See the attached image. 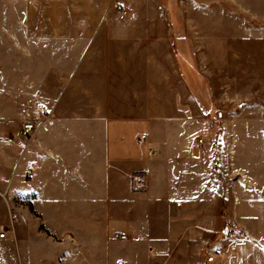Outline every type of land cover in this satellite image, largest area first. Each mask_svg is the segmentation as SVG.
<instances>
[{
  "label": "rangeland",
  "instance_id": "rangeland-1",
  "mask_svg": "<svg viewBox=\"0 0 264 264\" xmlns=\"http://www.w3.org/2000/svg\"><path fill=\"white\" fill-rule=\"evenodd\" d=\"M164 1L130 0L128 17L119 21L117 6L93 17L70 12L61 0H0V218L7 215L11 182L34 187L36 167L58 153L55 142L40 145L44 133L122 134L114 137L138 154L122 163V192L127 186V199L139 194L144 208L154 197L166 206L157 205L149 227L148 214L132 210L131 200L126 226L113 231L109 251L90 253L83 239L70 254L55 236L48 237L46 251L39 239L35 246V238L24 235L22 210H34L22 201L21 189L12 207L19 216L14 243L0 250V264H183L187 242L190 255L203 258V239L208 248L223 232L244 234L247 184L264 153V0H176L172 13ZM86 21L101 22L87 28ZM119 100L122 110L115 107ZM26 122L37 125L28 139L20 135ZM142 135L148 140L140 147ZM201 138L206 144L199 155L208 158L206 202L188 205L175 196L166 204L171 192L188 186L183 164L192 161L183 155L193 154ZM150 144L154 159L146 157ZM60 153L68 169L77 164L76 153ZM139 174L147 175L143 190L135 185ZM7 226L0 220V230ZM198 228L212 232L187 237Z\"/></svg>",
  "mask_w": 264,
  "mask_h": 264
},
{
  "label": "crops",
  "instance_id": "crops-1",
  "mask_svg": "<svg viewBox=\"0 0 264 264\" xmlns=\"http://www.w3.org/2000/svg\"><path fill=\"white\" fill-rule=\"evenodd\" d=\"M61 1L63 6L70 7V12H77L82 16L98 17V15L106 13L115 6L118 7L119 13L122 5L124 9L126 7L132 9V5L129 4L130 0ZM77 2H79L78 5H76ZM164 2H166V8L170 13L177 7L176 0H165ZM197 7L201 9L200 5H197ZM100 22L91 23L86 21L85 25L87 28H98ZM109 106V104H103V107ZM115 107L122 110V100H119ZM103 119V121L101 120L103 123L112 124V121L108 118ZM117 124L120 125L119 130L121 131L122 118ZM114 132L82 134L76 138L73 135L41 134L39 138L40 145H44L43 142L47 140L55 142L58 153L46 157L43 165L36 167L33 172L36 180L34 187H20L18 183L11 182L5 199L7 215H3L0 220L7 219L9 225L10 215H18L12 210V207L15 208L17 204L15 201L17 191L22 189V201L31 204L34 210L33 214L30 210H22V217L24 218L25 216L27 219V225L22 227L26 231L24 235L33 236L35 238V246L36 240L39 239L41 244L44 243L46 251H48L52 243V239L49 238L55 236L63 242L62 246L70 254L78 251V242L83 239L86 240V250L90 253L109 251L113 231L126 226V206H130L131 200L135 202V205L133 206L134 209L129 208L137 212V214L146 212L148 214V226L150 227L149 224L155 225V220L158 218L157 205H162L165 208L166 206L163 203L159 204L160 202L155 200L154 197L144 208L143 203L138 202L140 200L139 194L131 192L127 199V186L124 187L122 192V181L123 183L126 182V179L122 178V163L129 158L135 159L138 154L132 153L128 149L123 142V138H115L122 137V134L119 133L120 135L117 136V133ZM169 134H167L168 141L171 140ZM114 135L116 136L114 137ZM63 141H69V143H62ZM195 144L192 147L195 151L193 154L188 155L186 153L183 155V157H188L192 161L189 162L188 160V162L186 161L183 164L184 180H186L185 182L188 183V186L183 188L181 192H176L177 194L171 192L170 196H167L168 201L166 204H173L171 199L175 196L181 197L184 203L188 205L194 203L201 205L206 202L208 195L205 176L208 158L207 156L199 155V151L201 152L202 149L197 150ZM150 146L155 149L152 144ZM171 147L175 148L174 146ZM65 150H70L71 153L77 154V164L72 165L70 169L63 165L65 158L60 152ZM195 156L199 157V159L195 158ZM100 157L106 165H102L103 162L99 160ZM24 158L25 165H30L26 154H24ZM111 162L114 165H111ZM187 169L190 170L187 172ZM256 171L254 170L253 173ZM257 173V175L254 174L253 180L247 184L246 192L249 206L247 219L249 222L243 231L244 234L239 232L232 233L228 241L223 240L221 234L213 243L208 242L210 243L208 248H206V239H203L204 245L199 246L200 251L205 249L203 258L190 255L192 245L187 242V246L183 248L182 252L189 253V255L186 256L183 264H264V153L262 167ZM3 187L0 186V191L4 189ZM233 194L238 200L239 195L236 188H234ZM190 220L187 218L184 221L192 226ZM17 221H19V216ZM143 225L145 226V224ZM37 227H44L46 232L41 234L40 232L42 231H36ZM142 228V232L145 233L147 231L146 226ZM199 230L186 232L187 237L190 238L196 233L200 237L212 232L208 228H200ZM14 234H8L6 240H0V250L6 249L8 244L14 243L12 241ZM218 247L223 249L224 256L222 258H212L213 250ZM154 249L151 247L149 250L152 255H156Z\"/></svg>",
  "mask_w": 264,
  "mask_h": 264
},
{
  "label": "built area",
  "instance_id": "built-area-1",
  "mask_svg": "<svg viewBox=\"0 0 264 264\" xmlns=\"http://www.w3.org/2000/svg\"><path fill=\"white\" fill-rule=\"evenodd\" d=\"M128 15H129V12L127 10L121 9L118 13L117 19L119 21H124L128 17ZM43 114H45V113H43ZM36 126L37 125L33 122H26L20 130L21 137L24 139H28L31 136V134L33 133V131H35ZM147 140H148V136L142 135L138 138L137 143L140 147H143V146H145ZM205 144H206L205 139L201 138L196 142L195 148L197 150H201L205 147ZM146 155H147L148 159H153L157 156V152L154 148H152L151 146H148L146 149ZM134 179H135L136 187L138 189L143 190V189L147 188L148 181H147V175L146 174L136 175V176H134ZM17 219H18L17 214H11L10 215V224L7 227H2L0 230V240H6L8 238V234H13L15 232L14 223ZM232 233L233 232L231 230L223 232V234H222L223 240H225V241L230 240ZM121 239L126 240L127 236L123 234L121 236ZM223 256H224L223 249L220 247L215 248L213 250V253L211 254L212 258H222ZM120 264H127V263L125 260H121Z\"/></svg>",
  "mask_w": 264,
  "mask_h": 264
}]
</instances>
